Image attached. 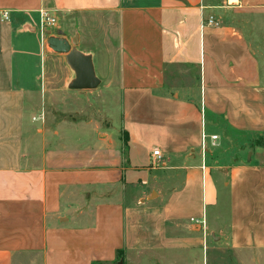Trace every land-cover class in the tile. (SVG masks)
I'll use <instances>...</instances> for the list:
<instances>
[{
    "label": "crops",
    "instance_id": "0c3cea01",
    "mask_svg": "<svg viewBox=\"0 0 264 264\" xmlns=\"http://www.w3.org/2000/svg\"><path fill=\"white\" fill-rule=\"evenodd\" d=\"M45 13L59 25L47 29ZM78 14L91 35L78 50L118 89L121 123L113 135L93 122L95 139L70 147L79 119L53 129L34 117L49 51L65 55L48 38L71 43ZM209 16L220 24L203 25ZM263 36L264 0H0V264H112L157 199L179 247L210 233L264 252Z\"/></svg>",
    "mask_w": 264,
    "mask_h": 264
},
{
    "label": "rangeland",
    "instance_id": "374dc122",
    "mask_svg": "<svg viewBox=\"0 0 264 264\" xmlns=\"http://www.w3.org/2000/svg\"><path fill=\"white\" fill-rule=\"evenodd\" d=\"M54 15V14H50ZM57 18V16H56ZM88 19V16L83 17ZM79 23L76 27V37L79 39L78 44L74 47L78 49L80 46L81 38L84 42L91 40V35L87 31L88 26L86 24H80L82 16L79 14L76 18ZM57 24L59 20L57 18ZM96 34L97 51H100L104 47L103 27L98 23L92 22ZM101 24V23H100ZM57 25V26H58ZM53 27H49L50 29ZM95 28H99V31ZM89 35V36H88ZM89 37V38H88ZM264 42V36L262 37ZM95 42V43H96ZM49 48H51L49 46ZM53 50V49H52ZM41 64L44 68V61ZM48 68V84L46 87L47 94L43 96V107L39 108V111L35 114H43L42 123L46 128L56 127V121L66 119H79L80 125L70 129L69 135L76 140L70 147L84 146L91 143L96 134H94L93 122H97L101 125L102 129H108L113 135H119L120 123H121V100L117 94L118 89L114 87L106 86V82H100V84L93 89H80L76 90L71 88L72 74L70 71V64L67 60V55H59L49 51L47 59ZM97 77L98 74H95ZM41 109V110H40ZM29 116V114H27ZM29 116L28 119H30ZM91 121L92 123L86 124ZM40 124L39 122L36 123ZM45 130L41 129L39 132L43 133ZM39 132L36 134L39 135ZM56 135H52L49 138V146L54 147ZM243 139V138H238ZM72 140V141H73ZM71 141V142H72ZM231 142L227 143L230 146L227 152H223L224 159L232 157V154L237 150V145ZM74 145V146H73ZM78 145V146H77ZM250 150V147L244 151L245 158L246 153ZM220 151H214L213 156L220 154ZM209 161V159H208ZM168 183L164 185L171 187V179H167ZM145 186L135 188L132 198L129 196L128 202L136 203L137 197L140 191ZM146 191L150 190L148 185ZM148 193V192H147ZM154 193L151 198H155ZM149 201V200H148ZM147 201V202H148ZM162 199L156 201H149L146 206H154L152 209H145L144 213L133 217L130 222V227L133 232V240L128 251L119 252L117 260L112 264H264V252L252 251V250H239L234 249L228 244L217 240L218 235L208 234L207 237L203 236L200 244L195 245L191 243L190 249H184L179 247L182 244L183 234L179 231L172 232L171 224L167 226L163 224L156 209H159ZM213 213L209 211V221ZM217 237V238H216ZM177 245V246H176ZM196 253V254H195Z\"/></svg>",
    "mask_w": 264,
    "mask_h": 264
},
{
    "label": "water",
    "instance_id": "95a60500",
    "mask_svg": "<svg viewBox=\"0 0 264 264\" xmlns=\"http://www.w3.org/2000/svg\"><path fill=\"white\" fill-rule=\"evenodd\" d=\"M78 42L79 39L77 37L73 38L71 43L64 38L54 35L48 38L49 46L57 53L66 54L69 64L75 69L76 76L71 83V88H96L100 84V79L95 75L91 57L84 55L80 50L73 47V45L76 46Z\"/></svg>",
    "mask_w": 264,
    "mask_h": 264
},
{
    "label": "built area",
    "instance_id": "2783aa9c",
    "mask_svg": "<svg viewBox=\"0 0 264 264\" xmlns=\"http://www.w3.org/2000/svg\"><path fill=\"white\" fill-rule=\"evenodd\" d=\"M4 18H8V13H4L3 14ZM44 24L49 26V27H54L57 25V18L55 16H51L47 13H45V17H44ZM220 22L218 20L215 19L214 16H209L207 17L204 21H203V25H214V26H217L219 25ZM34 119H43V114H39L38 116L34 117ZM211 138L213 140H215L217 138V135H212ZM160 150L159 149H156L153 151V155L154 156H158L160 157ZM193 220V219H192Z\"/></svg>",
    "mask_w": 264,
    "mask_h": 264
},
{
    "label": "trees",
    "instance_id": "16d2710c",
    "mask_svg": "<svg viewBox=\"0 0 264 264\" xmlns=\"http://www.w3.org/2000/svg\"><path fill=\"white\" fill-rule=\"evenodd\" d=\"M257 143L264 146V138L259 139Z\"/></svg>",
    "mask_w": 264,
    "mask_h": 264
}]
</instances>
